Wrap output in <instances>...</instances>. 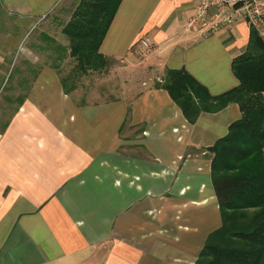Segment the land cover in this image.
Returning <instances> with one entry per match:
<instances>
[{"label":"crops","instance_id":"crops-1","mask_svg":"<svg viewBox=\"0 0 264 264\" xmlns=\"http://www.w3.org/2000/svg\"><path fill=\"white\" fill-rule=\"evenodd\" d=\"M0 2L17 33L4 46L13 59L26 55L33 78L0 117V264H194L221 226L208 148L239 120L238 105L191 124L147 83L123 98L101 94L94 81L65 91L45 32L21 44L50 11L66 5L69 20L79 0ZM193 13L192 0H122L99 51L129 62L148 38L146 67L183 70L222 95L238 86L231 63L249 27L238 20L205 37L187 26Z\"/></svg>","mask_w":264,"mask_h":264},{"label":"trees","instance_id":"trees-1","mask_svg":"<svg viewBox=\"0 0 264 264\" xmlns=\"http://www.w3.org/2000/svg\"><path fill=\"white\" fill-rule=\"evenodd\" d=\"M121 1L79 0L62 28L79 77L107 67L99 50ZM231 69L238 86L219 96L183 70H168L157 85L191 124L201 112H218L230 103L241 114L208 148L221 226L207 237L194 264H264V40L253 29ZM61 83L68 91L66 80Z\"/></svg>","mask_w":264,"mask_h":264},{"label":"rangeland","instance_id":"rangeland-1","mask_svg":"<svg viewBox=\"0 0 264 264\" xmlns=\"http://www.w3.org/2000/svg\"><path fill=\"white\" fill-rule=\"evenodd\" d=\"M63 8L67 9L68 7L63 5L53 12L50 11L43 25L34 30L32 34H30L31 32L28 33L21 46L35 43L36 38L40 37L41 32L44 31L46 33L44 35L49 38L50 66L61 75V79L66 80L67 88L80 84L89 85L91 84L90 81H94L98 85L99 90H101V94L113 95L114 98H123L128 95H136L141 88H145L144 83H147L146 87L148 88L162 84L164 76L144 64L143 60L150 53V49L146 50L140 47H137V50L139 49L138 59H131L125 63L122 61L108 62L105 69L97 72H88L83 75L85 77H79L74 70L75 61L67 53L65 59L62 60L67 49L56 42L62 40L61 30L69 18V12H66L65 9L64 12ZM13 20L14 18H10L7 12L2 11V8L0 9V84L3 90L0 94V104H2L0 117L3 121L7 120L6 118L13 113L18 105V100L24 94L23 92L28 89V84L33 79L29 75L26 77L27 69L32 68L29 60L25 58L26 55L16 56L13 59L8 54L9 52L2 41L6 37H11L7 41H12L17 37L13 25H11L10 29V22ZM28 37L29 39L26 40ZM18 97L19 99L17 100Z\"/></svg>","mask_w":264,"mask_h":264},{"label":"built area","instance_id":"built-area-1","mask_svg":"<svg viewBox=\"0 0 264 264\" xmlns=\"http://www.w3.org/2000/svg\"><path fill=\"white\" fill-rule=\"evenodd\" d=\"M194 13L187 22L189 28L198 29L203 36L233 26L243 20L264 40V0H192ZM142 49H150L148 38L139 43Z\"/></svg>","mask_w":264,"mask_h":264}]
</instances>
